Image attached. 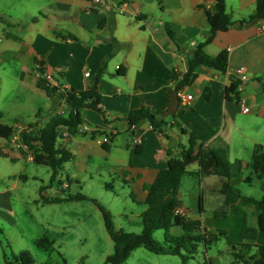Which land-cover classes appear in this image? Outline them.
Here are the masks:
<instances>
[{"label":"crops","instance_id":"1","mask_svg":"<svg viewBox=\"0 0 264 264\" xmlns=\"http://www.w3.org/2000/svg\"><path fill=\"white\" fill-rule=\"evenodd\" d=\"M256 3L257 0H226L232 19L246 22L243 27L219 31L204 50L211 57L226 50L228 69L199 66L195 81L181 90L184 96H192L185 101L171 91L174 75L187 72L188 58L209 37L207 12L214 7L215 0H105L97 6L90 0H0V22L16 28L11 31L1 27L0 56L13 58L20 68L22 84L30 87L35 97L44 98L37 108V119L31 123L38 122L44 127L51 117L62 109L66 113L67 109L57 95L38 87L41 79L37 76V63H42L52 74L51 83L60 87L81 91L97 81L102 97L101 111L81 110L82 132L70 135L66 127L60 128V141L73 152L74 158L60 169L55 180L58 188L51 183L54 195L45 190L41 194L48 198L89 195L82 190L87 178L104 173L110 176L113 171L122 190H128L130 202L144 206L145 210L149 186L167 166L170 157L179 156L181 147L189 144L188 132H194L199 142L212 148L227 149L233 185H253L257 179L251 166L253 151L257 144H264L263 22L246 26L255 19L252 16ZM239 68L244 69L246 78L242 79L239 100H236L234 94L227 95L226 89L233 76L241 78L237 74ZM86 72L90 75L86 76ZM206 89L209 98L205 95ZM244 107L249 111L245 112ZM44 108L50 114L47 121ZM141 108L164 117L162 131L154 129L148 119L138 125L129 124L128 114ZM98 129L106 133L94 135L93 131ZM100 136L109 140L99 143ZM0 139V155L16 165L13 171L0 172V207L7 208L12 189L19 188L20 179H28L29 165L35 162L32 149H21L12 138ZM106 144L110 146L109 151L104 148ZM248 157L251 161L246 160ZM22 161L26 162L25 166L19 165ZM198 168L195 163L189 170ZM247 168L252 171L245 176ZM250 175L252 180L248 182ZM211 176L214 178L211 187L223 196L225 209L208 210L203 205L200 210L199 202L194 219H200L205 228L221 230L227 236L236 231L239 238H229L234 242L264 244V233L256 241L242 238L244 220L250 226H257L255 207L240 200L238 210L226 208L225 195L220 191L221 178L211 174L201 182ZM200 196L204 203L203 194L198 195V201ZM182 207L189 216L184 204ZM244 208L251 212V218ZM224 210L225 214H215ZM171 232L181 235L184 231L181 226H174ZM253 248L245 249L244 253L252 255L257 250ZM145 256L142 248H138L123 264H146ZM158 256L164 257L150 259V264L171 262L167 256L172 255ZM207 263L212 264L211 258Z\"/></svg>","mask_w":264,"mask_h":264},{"label":"trees","instance_id":"2","mask_svg":"<svg viewBox=\"0 0 264 264\" xmlns=\"http://www.w3.org/2000/svg\"><path fill=\"white\" fill-rule=\"evenodd\" d=\"M208 21L210 24V35L203 42L199 43L191 57L188 58V70L183 75L175 73V85L171 91L176 94L185 86L191 85L197 78V68L205 65L220 71H226L229 64V54L226 50L218 56H209L204 48L211 43L219 31H226L234 26L243 27L246 21H234L227 12L226 0H215L214 7L208 10ZM252 18H259L264 22V0H257L256 12ZM231 84L226 92L229 96L234 94L239 100L238 90L243 84V80L233 76ZM38 87L47 93L57 95L66 103V113L56 114L41 127L38 122L28 123L29 131L25 130L21 134L22 141L34 152V162L38 165L48 166L52 169L51 181L54 182L62 166L74 158L73 152L60 141L59 130L66 127L70 135L78 134L83 130V120L81 110L92 108L101 111V94L98 89V82H94L87 90L78 91L73 87H60L49 83L46 79L38 81ZM205 95L209 98L208 89ZM2 114L0 113V116ZM130 125H138L142 120L148 119L153 128L162 131L166 121L164 117H157L149 109L141 108L131 111L127 116ZM20 122V121H18ZM17 132L16 126L0 122V138L11 139ZM187 133V131H184ZM104 134L101 130L93 131V134ZM189 144L182 146L179 156L170 157L168 164L158 173L155 181L148 188V196L145 200L147 208L141 214L142 230L140 232H127L118 228L114 221L112 212L102 205L96 198L89 195L67 194L64 197H44L45 203H59L89 200L94 202L102 212L104 224L107 232L113 240V252L106 258V264H123L132 252L138 248H144L159 255L179 256L183 264H189V260L194 258L200 245L209 249L222 237L227 238V242L233 248V255L236 259L246 264H264V244L236 243L229 239L226 233L221 230L213 231L205 228L200 219H192L187 215L176 213V208L183 205L180 198V188L182 178L185 174H195L200 180L211 174L221 178L220 191L225 195V206L238 210V202L243 200L255 207L257 215V226H250L244 221L242 227V238L244 240L256 241L260 233H264V144H257L252 155L251 166L253 173L260 180L262 197L257 199L244 194L239 188L231 183L233 173L231 171V161L227 149L212 148L205 143L199 142L194 132H188ZM39 143V145H37ZM104 148L109 151L110 146L106 144ZM197 163L199 168L190 171L189 167ZM252 180L251 175L247 181ZM200 210H203V198L200 196ZM224 211H216L215 214H225ZM174 226H181L183 234L174 235L171 229ZM158 229L165 230V242H158L154 238V233ZM44 240L49 244L54 242L43 239L39 241L42 246ZM253 246L257 248L256 253L238 252L237 247L251 251ZM4 264H33L34 259L29 251H22L19 255L12 254L9 257L4 253ZM64 261H66L64 259ZM81 264H85L84 258ZM66 264V262L64 263ZM205 264H208L207 262Z\"/></svg>","mask_w":264,"mask_h":264},{"label":"rangeland","instance_id":"3","mask_svg":"<svg viewBox=\"0 0 264 264\" xmlns=\"http://www.w3.org/2000/svg\"><path fill=\"white\" fill-rule=\"evenodd\" d=\"M2 26L11 31L16 29L14 26L8 27L0 22V35ZM42 101H44L43 97H35L31 88L22 84L18 63L13 58L0 56V113L2 114L0 122L9 125H14L18 121L31 123L37 119L38 106ZM44 109L43 114L47 116L45 119L47 121L50 114L46 108ZM262 140H264V134ZM246 160L251 161V157ZM96 162L104 163L99 159H96ZM19 165L25 166L26 162L22 161ZM15 167L13 161L0 155V172L13 171ZM29 167L31 168L28 169V179H20L19 188L12 189L10 207H0V264L5 262L4 253L11 257L13 253L19 255L22 251L31 253L34 259L33 264H64L65 262L66 264H81L82 258L85 264H106L107 254L113 252L114 243L105 228L99 207L89 200L62 204L45 203L41 190L54 195V192L50 190V185L54 184V188L57 189L58 182L51 181L52 169L50 167L36 163H31ZM251 171L249 168L244 169L245 176ZM32 174L37 177H33ZM110 174L111 177L107 173L102 174L103 176L101 174L89 176L83 185V192L92 195L91 197L96 198L112 212L118 228L127 232H140L142 230L140 214L144 206L133 205L130 202L128 190H122L113 171ZM213 180L212 176L206 178L204 182L191 174L183 176L180 198L188 209L190 218L194 219L196 216L195 212L199 205L198 195L201 194H203V205L206 209H225L223 196L211 187ZM1 186L4 188L3 183ZM237 187L243 193L253 197L261 198L262 196L257 179H254L253 185L241 183ZM246 213L249 218L252 217L249 210H246ZM228 236L232 240L239 238L236 231L228 233ZM154 238L158 242H165V230L158 229L154 233ZM43 239L54 243L49 244L44 240L41 246L39 241ZM237 249L241 253L245 251L241 247ZM142 251L146 254L144 258L146 264H150V259L164 257L144 248ZM232 251L233 248L227 242V238L222 237L208 250L204 245H200L194 258L188 263L205 264L211 258L212 264H246L236 259ZM167 257L171 259L169 264H183L179 256Z\"/></svg>","mask_w":264,"mask_h":264},{"label":"built area","instance_id":"4","mask_svg":"<svg viewBox=\"0 0 264 264\" xmlns=\"http://www.w3.org/2000/svg\"><path fill=\"white\" fill-rule=\"evenodd\" d=\"M91 3L93 5H100L102 3L105 2V0H90ZM262 29L264 30V22H263V25H262ZM36 70H37V76L40 78V79H46L49 83H51V80H52V74L51 73H48L46 70H45V67L42 63H37L36 64ZM86 76H89L90 75V72H86L85 73ZM237 74L241 77V79H245L246 78V75L244 73V69L242 68H239L237 70ZM178 95L185 99V101H188L190 99H192V96L191 95H187V96H184L182 91H179L178 92ZM64 101V100H62ZM65 102V101H64ZM243 110L245 112L249 111V108L248 107H244ZM58 114H65V109H62L61 111H59ZM16 126V129H17V132L16 134L12 137L13 141L15 142V144L20 147L21 149H26V150H30V148L22 141V138H21V134L22 132H24L25 130L29 131L28 129V124L27 123H24V122H17L15 124ZM109 140L108 137H105V136H100L98 138V142L99 143H105ZM31 156H33L34 158V152L31 154ZM176 213L178 214H181V215H187L186 214V210L182 207V206H179L176 208Z\"/></svg>","mask_w":264,"mask_h":264},{"label":"water","instance_id":"5","mask_svg":"<svg viewBox=\"0 0 264 264\" xmlns=\"http://www.w3.org/2000/svg\"><path fill=\"white\" fill-rule=\"evenodd\" d=\"M258 22H260V19L259 18H255L250 24H247L246 26H252V25H255L257 24ZM171 112V111H170ZM169 113V112H168Z\"/></svg>","mask_w":264,"mask_h":264}]
</instances>
